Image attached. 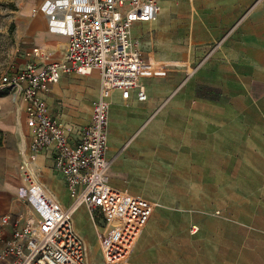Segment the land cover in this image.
Returning <instances> with one entry per match:
<instances>
[{"label": "crops", "instance_id": "1", "mask_svg": "<svg viewBox=\"0 0 264 264\" xmlns=\"http://www.w3.org/2000/svg\"><path fill=\"white\" fill-rule=\"evenodd\" d=\"M57 3L21 1L15 16L20 58L15 70L29 63L40 68L64 55L67 37L53 29L45 9ZM130 38L143 62L139 84L144 101L136 100V89L125 95L101 92L96 71L63 74L41 94L45 112L64 126L70 141L88 124L92 102L100 98L108 105L106 176L115 193L104 197L96 220L79 207L102 263L122 264L134 250L128 264H183L176 261V238L183 252L186 247L192 251V205L206 207L208 190H217L223 205L224 189L249 188L254 191L247 197L233 192L227 218L231 223L216 228V263L264 264V0H159L148 21L133 23ZM31 47H38L46 58H25L24 51ZM0 94V146L7 143L6 137L15 141L0 158V215L13 216L26 209L24 188L18 175L9 176L20 188L16 194L4 181L6 169L15 167L18 173L20 158L29 156L31 138L21 102L13 104L6 91ZM242 113L248 115L251 130L242 136L247 143L241 153ZM30 160L40 184L65 207L68 198L52 168L51 150L43 149ZM241 164L256 177L246 186L239 180ZM148 190L160 192L153 196ZM193 197L199 201L193 202ZM175 215L184 222L179 234L168 223ZM72 228L84 244L85 232L76 227L73 215ZM115 228L130 229L123 236L133 240L123 259L106 262L101 242ZM95 250L88 247L90 256ZM163 252L166 258L146 259ZM88 264H94L91 257Z\"/></svg>", "mask_w": 264, "mask_h": 264}, {"label": "built area", "instance_id": "2", "mask_svg": "<svg viewBox=\"0 0 264 264\" xmlns=\"http://www.w3.org/2000/svg\"><path fill=\"white\" fill-rule=\"evenodd\" d=\"M158 1L58 0L45 9L53 29L67 37L62 58L40 68L29 63L0 78V92L6 91L13 104L21 102L31 138L29 156L21 157L18 167L26 209L13 216L0 215V264H86L85 247L72 228V215L83 207L91 219H98L104 197L115 193L106 176L108 105L100 98L92 102L88 124L76 130L70 141L64 126L45 112L41 94L63 74L86 76L96 71L101 92L115 90L125 95L136 89V100L144 101L139 84L143 62L130 30L133 23L148 21ZM23 56L46 58L38 47L29 48ZM46 148L52 152V168L67 194L65 207L44 189L31 165L32 155ZM129 231L115 228L102 240L106 262L127 255L133 238L123 235Z\"/></svg>", "mask_w": 264, "mask_h": 264}, {"label": "rangeland", "instance_id": "3", "mask_svg": "<svg viewBox=\"0 0 264 264\" xmlns=\"http://www.w3.org/2000/svg\"><path fill=\"white\" fill-rule=\"evenodd\" d=\"M22 0H0V78L6 74L9 73L17 68V64L19 62V54L17 49V39H16V33H15V16L17 12V8L20 5ZM161 21L163 20V17L160 18ZM167 19V18H166ZM165 19V20H166ZM141 39L144 38V36H140ZM190 72V71H189ZM3 94H0L2 96ZM245 112V111H244ZM1 115V114H0ZM244 120V123H241L240 125V134H241V153L243 152L245 147L246 141H243L242 139L243 134H247L249 126L246 124L248 120V115L246 113H242ZM12 117V114H10V118ZM242 119V118H241ZM253 131V130H252ZM258 130H254V132H257ZM262 131V129L260 130ZM2 137V133L0 131V139ZM5 137V136H4ZM8 140L7 143H4V146H0V158L3 156L5 150L8 147H14L15 141L10 139L9 137H6ZM17 147L19 148V144H17ZM249 158L246 156H241V160L247 161ZM11 162V161H10ZM13 164H16V160H12ZM0 172H1V166H0ZM11 174V175H10ZM18 175L16 168L12 169H6L5 174V180L6 183L12 184L13 188L17 190L16 194H20L18 190L20 188L17 187V183L14 180H11L9 176H15ZM212 175V174H211ZM226 175V174H225ZM240 177L239 180L241 183H243L245 186L249 180H256V177L254 173H250L247 170V166L245 164H241L240 167ZM15 178V177H13ZM9 180V181H8ZM22 183V182H21ZM23 187V184L21 185ZM149 192L153 193V196H158L159 190H148ZM166 190H164L165 192ZM173 191V190H171ZM169 191V193H171ZM208 204L207 209L203 204H193V214H192V225L196 227V232L193 230L194 234L191 236V250H188V247H186V252L183 250V245L180 244L178 239L180 238L177 236L176 238V244L177 246V252H176V261L182 262L183 264H217L216 258V237L215 232L217 227H221V224H224V227L231 223L230 219V213L232 212V197L233 192L239 191L241 197H247L248 193L250 191H254L253 189L249 188H240L239 190H233L231 188L224 189L223 190V205L219 204V199L217 198L216 191L217 190H208ZM62 199H64V192L61 193ZM193 202H198L199 198H192ZM218 202V204H217ZM206 209V211H205ZM223 209V211L221 210ZM229 213V216H223ZM75 225L78 229L83 230L85 232L86 236H82L83 240L88 243L87 249L89 246H92L96 248L95 254L90 256V252L88 251V263L91 261L94 264H103L102 260L99 256L97 242L92 235V231L90 228H88L86 222H85V215L81 209L76 208L73 212ZM224 217L225 221L221 220V217ZM174 218L168 222L173 228L176 229L177 233L179 234V230L181 227H183L184 222L178 220V216H173ZM229 218V219H227ZM187 226V225H186ZM186 228V227H185ZM167 227H164L163 232L166 234ZM186 234H187V228H186ZM164 238V237H163ZM163 238H158L160 241L163 240ZM179 248L181 251H179ZM133 251L131 252L130 256L127 258L125 262L122 264H128L129 260H131ZM160 255L161 257H167V253H159V254H149L146 258L147 261L152 262L155 261L156 256Z\"/></svg>", "mask_w": 264, "mask_h": 264}, {"label": "bare ground", "instance_id": "4", "mask_svg": "<svg viewBox=\"0 0 264 264\" xmlns=\"http://www.w3.org/2000/svg\"><path fill=\"white\" fill-rule=\"evenodd\" d=\"M84 244H85V250L87 249V245H86V242L84 241ZM86 260H87V264H88V250L86 251Z\"/></svg>", "mask_w": 264, "mask_h": 264}]
</instances>
